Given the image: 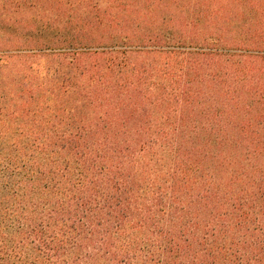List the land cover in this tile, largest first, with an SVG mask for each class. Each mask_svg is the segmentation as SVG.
<instances>
[{
	"label": "trees",
	"instance_id": "16d2710c",
	"mask_svg": "<svg viewBox=\"0 0 264 264\" xmlns=\"http://www.w3.org/2000/svg\"><path fill=\"white\" fill-rule=\"evenodd\" d=\"M0 264H264V0H0Z\"/></svg>",
	"mask_w": 264,
	"mask_h": 264
}]
</instances>
